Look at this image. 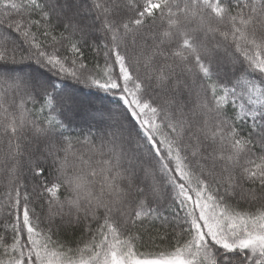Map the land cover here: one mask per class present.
Instances as JSON below:
<instances>
[{"label": "snow or ice", "instance_id": "6c2138e0", "mask_svg": "<svg viewBox=\"0 0 264 264\" xmlns=\"http://www.w3.org/2000/svg\"><path fill=\"white\" fill-rule=\"evenodd\" d=\"M0 264H264V0H0Z\"/></svg>", "mask_w": 264, "mask_h": 264}]
</instances>
